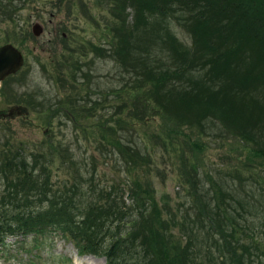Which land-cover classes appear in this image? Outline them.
I'll return each mask as SVG.
<instances>
[{
    "label": "rangeland",
    "instance_id": "374dc122",
    "mask_svg": "<svg viewBox=\"0 0 264 264\" xmlns=\"http://www.w3.org/2000/svg\"><path fill=\"white\" fill-rule=\"evenodd\" d=\"M131 1L0 0V45L13 43L25 55L22 69L0 84V164L2 153H5L15 161L24 159L31 169L37 165L36 169L41 170L46 165L51 178L49 183L54 189L52 192L50 189L47 197L53 198L75 182L73 173L77 168L71 162L68 163L72 167L64 161V156L68 154L65 148H69L70 157L78 162L82 175L89 177V188L92 183L102 188L117 183L123 188L127 181L137 179L154 188L163 208L168 207L167 199L174 210L181 206V215L187 212L193 215L196 211L193 208L197 206V200L188 193L195 191L197 195L198 192L188 185L192 181L186 174V170L196 167L205 185L211 186L217 181L231 194L245 199L250 207L257 199L262 202L260 210L250 212L247 218L255 221V226L250 224L248 229L254 233V241L264 244L263 144L256 148L248 140L249 132L236 129L240 128L236 119L228 120L230 128L224 126L222 120L225 119L220 113H216L217 120H209L204 126L193 128H176L172 118L149 119L150 122L143 125L135 115L128 117L132 110L129 107L133 106V98L129 97L131 93L134 97L136 87L133 86L129 95L122 91V94H118L122 99L117 98L115 89L132 81L125 77L119 64L106 58V55L100 57L90 46L108 49L117 39L110 30V26L117 22L111 8L118 11L123 8V12L128 13V23H133L137 3ZM254 1L262 5L259 8L263 9L264 15V0ZM36 23L42 26L40 35H35L33 31ZM159 25L163 26L161 31H171L186 50L190 49L192 55L203 57L200 60L205 63V68L200 70L197 64L195 69L200 71L197 70L196 74L205 81L209 79L214 86L216 92L212 98H218L223 104L233 103L238 108L241 102L245 104V112L247 105L251 104L247 102H264V43L244 37L240 25L198 7L169 11L160 18ZM213 29L214 37L210 39ZM88 44L89 48L85 47ZM227 51L238 56L239 62L226 55ZM137 52H140V56L150 54L153 58L159 54L156 49L149 52L137 49ZM217 61L223 67L216 70L218 73H212L211 69L218 65ZM78 66L83 73L89 72L92 88L88 84H80L85 80L82 74L78 76V89L71 88L69 73L72 69L79 71ZM226 67L227 71L221 72ZM234 67L240 75H235ZM236 76L242 79L236 80ZM77 93L85 99L80 102L83 107L74 110L67 97ZM93 100H101L102 104L94 109L91 106ZM125 100L127 107L123 109ZM114 105H119V109L113 108ZM16 106L24 110L19 114H9ZM87 107L88 111L85 110ZM67 112H74L76 116L73 114L72 117ZM119 118L133 123V128H130L134 133L131 135L133 141L145 150L146 162L140 168L125 169L119 158L110 152L113 146H105L99 141L101 130L98 125L105 123L119 128L115 124ZM177 141H181L186 149L187 164L182 154L176 152ZM166 143L168 146L165 147ZM210 176L215 180H211L212 183ZM81 184L88 186L87 182ZM4 188V181H1L0 207L2 194L9 193V190L3 191ZM23 190L26 194L20 188L10 197L37 195L36 190ZM123 194L129 201V192L126 190ZM81 201L84 204L80 202L78 206L83 208L86 200ZM6 203L11 206L8 208L9 212L12 210L9 214L15 213L12 208L14 203L10 200ZM164 212L167 209L164 208ZM170 233L174 243L180 237L185 239L183 245L187 243L186 236L176 226L170 227ZM48 234L39 241L40 246L35 245L31 237L22 241L21 238L17 241L10 237V246L3 254L0 253V264H107L104 256L80 253L73 241L62 234ZM192 241L195 244L196 240ZM66 257L71 261H66ZM128 263L134 262L130 260L125 264Z\"/></svg>",
    "mask_w": 264,
    "mask_h": 264
},
{
    "label": "trees",
    "instance_id": "16d2710c",
    "mask_svg": "<svg viewBox=\"0 0 264 264\" xmlns=\"http://www.w3.org/2000/svg\"><path fill=\"white\" fill-rule=\"evenodd\" d=\"M129 1L125 0L127 3ZM249 1L132 0L131 2L137 5L136 16L131 24L128 23V13L123 12V8L119 11L117 8H111L117 16V22L110 26V30L115 33L114 37L117 36V39L113 40L108 49L92 45L90 48L100 57L106 55V58L119 64L126 74L125 77L132 81H127L122 88H116L117 96L122 94V91L129 95L133 86L136 87L134 97L133 93L129 97L133 98V106L129 107L132 110L128 117L135 115L143 125H147L150 120L172 118L176 128H193L204 126L209 120H217L216 113H220L225 119L222 120L224 126L230 128L228 120L236 119L239 121L237 126L240 127H235L237 130L249 132L248 140L253 142L256 148L261 144L264 146L263 100L247 102L251 104L247 105L245 112V104L241 102L238 108L233 103L223 104L218 98H212L216 92L214 86L209 83V79L205 81L201 75L196 74L199 70L195 69L197 64L200 70L205 68V63L200 60L202 56L192 55L190 49L186 50L171 31H161L163 26H158L160 18L166 16L169 11L179 8L192 10L198 7L214 13L216 17L237 23L244 37L264 43V15L263 9L259 8L262 5L256 4L254 0ZM156 17L158 18L154 21ZM134 26L135 28H132ZM221 30L226 32L222 28ZM212 32L210 39L214 37L215 30ZM85 47L89 48V44ZM137 49L148 52L156 49L159 54L154 58L150 54L140 56ZM225 54L239 62V57L231 51ZM217 62L218 65L211 69L212 73H218L216 70L223 67ZM225 62L226 60L223 63ZM78 69L79 71L72 69L69 73L71 88L78 89L79 74L85 78L80 84H88L92 88L89 72L83 73L80 66ZM226 71L227 67L221 72ZM234 71L235 75H240L235 67ZM240 79L242 77L236 76V80ZM117 98L122 99L119 96ZM84 99L80 93L69 94L67 97L68 102L75 107L74 110L83 107L80 102ZM100 104L101 100L91 102L94 109ZM126 107L127 101L123 109ZM113 108L119 109V105H114ZM88 109L89 107L85 108L86 111ZM73 114L75 113L72 112V117ZM205 119L207 120L204 121ZM115 124L119 128L105 123L98 125L101 130L100 143L113 146L110 152L119 158L125 169L136 166L140 168L146 162V154L143 147L133 141L131 135L134 133L130 130L133 123L119 118ZM177 145L176 152L182 154L187 164L185 147L181 141H177ZM65 151L68 153L64 156L65 163L71 162L77 168L73 173L75 182L53 198L47 197L50 189L51 192L54 189L49 183L51 178L46 171L49 169L46 165L42 166L41 170L36 169L37 165L31 169L24 159L15 161V158L11 159L2 153L0 182L4 181L3 191L9 190V193L2 194L1 197L0 253L3 254L10 246V237L17 241L19 238L22 241L31 237L32 242L40 246L42 237L53 232L73 241L82 254L104 256L107 264H125L130 260L133 264H229L230 260V264H264V244L254 241V233L248 231L250 224L255 226V221L247 216L261 208L262 202L258 199L250 207L245 199L231 194L212 176L209 180L211 183L215 182L211 186L205 185L195 167L193 170H186V174L192 181L191 185L187 184L198 192L197 195L195 191L188 193L197 200V206L193 208L196 211L193 215L187 214L188 212L181 215V206L174 210L167 199L168 207H164L167 209L165 213L156 198L154 188L137 179L127 181L123 188L117 183L106 188L92 183L89 188V177L82 175L78 162L70 157L69 148H65ZM81 182H87L88 186ZM20 188L22 191L27 189V192L36 190V198L10 197ZM126 190L129 192V201L123 194ZM260 196L263 199V195ZM8 200L14 203L12 208L15 213L9 214L12 210L8 211L11 207L6 203ZM81 200H86L83 208L78 206L80 202L84 204ZM262 214L264 215V209ZM171 226H176L186 236L185 245L183 237H180L177 243L173 242ZM193 239L196 240L195 244ZM65 260L71 261L67 257Z\"/></svg>",
    "mask_w": 264,
    "mask_h": 264
},
{
    "label": "water",
    "instance_id": "95a60500",
    "mask_svg": "<svg viewBox=\"0 0 264 264\" xmlns=\"http://www.w3.org/2000/svg\"><path fill=\"white\" fill-rule=\"evenodd\" d=\"M42 30V26L39 23H36L33 26L35 35H40ZM24 63L25 56L17 46L12 43L0 45V84L7 77L20 71L24 66ZM23 110V107L16 106L10 110L9 114H13V112L19 114Z\"/></svg>",
    "mask_w": 264,
    "mask_h": 264
}]
</instances>
